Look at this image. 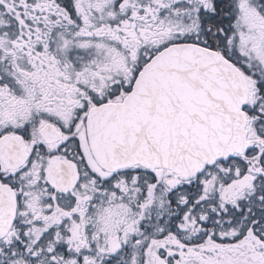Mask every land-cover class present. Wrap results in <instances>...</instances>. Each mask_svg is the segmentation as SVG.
<instances>
[{
	"label": "snow or ice",
	"instance_id": "obj_1",
	"mask_svg": "<svg viewBox=\"0 0 264 264\" xmlns=\"http://www.w3.org/2000/svg\"><path fill=\"white\" fill-rule=\"evenodd\" d=\"M0 264H264V0H0Z\"/></svg>",
	"mask_w": 264,
	"mask_h": 264
}]
</instances>
